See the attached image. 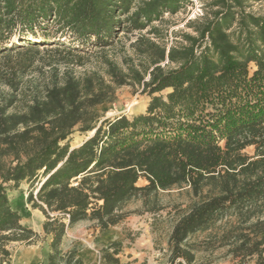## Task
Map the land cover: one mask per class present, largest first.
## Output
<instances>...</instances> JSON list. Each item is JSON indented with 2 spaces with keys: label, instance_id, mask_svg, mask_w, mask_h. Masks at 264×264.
Masks as SVG:
<instances>
[{
  "label": "trees",
  "instance_id": "obj_1",
  "mask_svg": "<svg viewBox=\"0 0 264 264\" xmlns=\"http://www.w3.org/2000/svg\"><path fill=\"white\" fill-rule=\"evenodd\" d=\"M193 2L201 14L169 47L157 26L146 33L152 38L141 33ZM260 2L0 0V64L11 73L0 79L9 90L0 93V264L9 261L10 243L40 238L10 206L6 186L22 183L27 203L44 217V264H85L61 248L71 227L92 222L107 232L130 214L124 208L132 200L155 211L159 191L182 187L194 200L172 226L170 263L195 264L189 238L232 217L217 238L225 257L264 264V13L250 11ZM120 33L136 34V63L118 66L104 56L101 74L66 70L24 89L18 76L38 46L21 48L28 62L10 63L14 39L72 38L77 48H53L67 66L113 46ZM123 86L141 89L145 110L100 115L96 108ZM74 132L84 138L75 147ZM116 246L102 252L104 264H118L117 250L110 253Z\"/></svg>",
  "mask_w": 264,
  "mask_h": 264
},
{
  "label": "rangeland",
  "instance_id": "obj_2",
  "mask_svg": "<svg viewBox=\"0 0 264 264\" xmlns=\"http://www.w3.org/2000/svg\"><path fill=\"white\" fill-rule=\"evenodd\" d=\"M250 11L261 14L264 13V3L252 4ZM201 14L198 3L193 2L187 5L177 15H165L160 24L148 27L141 33L146 34L152 27L157 26L162 35V43L169 47L174 43V37L178 33H189L185 25L190 20ZM147 35V34H146ZM119 34L118 42L105 50L90 49L89 54L78 62H73L65 66L63 59L65 53L54 52L53 48H77L72 38L48 39L35 42L37 39L30 41H17L12 43L16 45L11 64L17 62H28L29 58L21 49L33 43L37 45V51H33L30 57L29 69L25 73H19L18 79L23 83V88L30 86L32 82L39 83L42 81L52 80L55 76L61 78L62 74L69 70L77 77H83L90 72L102 73V59L106 56L114 61L118 66H124L125 60L132 59L136 63L135 53L132 45L136 41V34H129L122 37ZM148 37L152 38L153 36ZM39 39V38H38ZM117 41V40H116ZM80 49V48H78ZM124 61V62H123ZM4 64H0L1 77L10 78L11 75ZM3 80V78H2ZM1 83V81H0ZM9 90L0 84V93ZM27 94V93H26ZM148 97L141 93V89L123 86L115 93L112 102L104 103L96 108L97 112L103 117H114L124 114L128 117L138 115L143 112L147 106ZM21 102L18 103V106ZM84 138L77 132L70 136L73 147L81 144ZM246 153L251 154V149ZM143 180L138 182V186L144 185ZM28 186L25 183L20 184L16 189L10 185L6 186V193L10 200V206L13 211L21 217V224L37 232L40 238L34 244L10 243L7 246L10 257L8 263L4 264H44L50 252L49 239L45 238L41 231V225L44 221L42 213L37 209L33 210L27 203ZM194 198L187 187L172 189L168 191H159L156 196L155 211L145 209L140 200L129 202L124 211L130 214L116 226L108 228L107 232H100L92 222H82L71 227L65 235L61 248L64 252L74 249L77 256L85 264H104L102 262V252L108 248L111 243H117V250L114 256L118 264H173L169 261L170 249L168 245L169 235L172 226L178 218L187 211V207ZM233 218L229 217L215 224V227L208 232L196 233L189 238L188 245H191L196 252L195 264H233L232 261L225 257L227 248L220 247L217 240L222 232L228 229Z\"/></svg>",
  "mask_w": 264,
  "mask_h": 264
},
{
  "label": "crops",
  "instance_id": "obj_3",
  "mask_svg": "<svg viewBox=\"0 0 264 264\" xmlns=\"http://www.w3.org/2000/svg\"><path fill=\"white\" fill-rule=\"evenodd\" d=\"M246 264H255L254 258H250Z\"/></svg>",
  "mask_w": 264,
  "mask_h": 264
},
{
  "label": "bare ground",
  "instance_id": "obj_4",
  "mask_svg": "<svg viewBox=\"0 0 264 264\" xmlns=\"http://www.w3.org/2000/svg\"><path fill=\"white\" fill-rule=\"evenodd\" d=\"M39 41H42V39H37V40H35V42H39ZM13 42H16V39H14Z\"/></svg>",
  "mask_w": 264,
  "mask_h": 264
},
{
  "label": "water",
  "instance_id": "obj_5",
  "mask_svg": "<svg viewBox=\"0 0 264 264\" xmlns=\"http://www.w3.org/2000/svg\"><path fill=\"white\" fill-rule=\"evenodd\" d=\"M93 134V132H91L90 134H89V136H91Z\"/></svg>",
  "mask_w": 264,
  "mask_h": 264
}]
</instances>
